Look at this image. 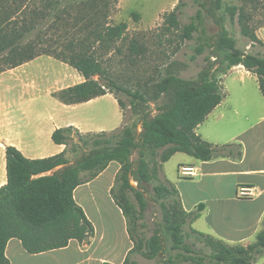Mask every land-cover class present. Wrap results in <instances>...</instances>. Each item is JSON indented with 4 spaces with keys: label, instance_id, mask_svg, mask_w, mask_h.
Masks as SVG:
<instances>
[{
    "label": "trees",
    "instance_id": "trees-1",
    "mask_svg": "<svg viewBox=\"0 0 264 264\" xmlns=\"http://www.w3.org/2000/svg\"><path fill=\"white\" fill-rule=\"evenodd\" d=\"M241 1L227 8L231 20L239 23L242 35L264 46L251 24L253 15L248 5L252 0ZM195 2L199 6L195 16L199 24L203 23L205 9L220 26L219 32L198 45L193 55L202 54L207 45L211 49L207 56L209 63L193 79L169 70L164 72L155 83L152 97L158 101L156 114L145 110L132 123H124L112 132L84 133L73 125L57 128L52 140L65 144L66 148L48 157L29 158L16 146H6L7 182L0 187V264H10L6 247L11 238L20 239L30 254L66 247L72 239L80 245L90 244L94 225L76 202L74 190L98 176L112 161L121 166L115 178V184L120 182L119 192L114 185L111 194L126 218L133 242L122 264H137L131 259L134 252L148 259L161 255L159 264H254L264 253V229L254 242L244 245L228 243L194 228L204 203H199L196 210L187 211L177 187L160 176L163 164L176 152L202 161L242 157L240 143L215 145L196 132L227 96L214 73L217 64L226 63L221 70L223 74L233 66L243 65L257 75L264 95V55L236 46L219 14L223 0ZM114 7V0H43L41 7H32L25 0H0V73L40 55H49L84 76V81L53 93L65 104L86 102L115 90L132 96L134 101L148 102L141 91L133 92L108 77L102 66L103 52L97 49L106 51L124 38L128 29L126 22H110ZM178 14L177 5L165 14L164 27L168 31L182 30V39H191L198 25L192 22L182 27ZM47 27H73L77 35L67 42L54 39L47 43L48 39L44 38ZM78 32L85 34L81 36ZM143 49L137 39L130 41L131 53L138 54ZM116 98L123 109L124 103ZM70 150L82 152L74 162L68 158ZM135 153L137 157L133 158ZM146 185L153 186L152 199L162 211V218L149 238L138 229L149 205ZM129 191L134 193L137 205L130 200Z\"/></svg>",
    "mask_w": 264,
    "mask_h": 264
},
{
    "label": "crops",
    "instance_id": "crops-1",
    "mask_svg": "<svg viewBox=\"0 0 264 264\" xmlns=\"http://www.w3.org/2000/svg\"><path fill=\"white\" fill-rule=\"evenodd\" d=\"M263 30L261 28V35L258 36L264 41ZM60 63L69 72V76L53 78L52 82L45 84L44 89V83L26 80L9 86L20 90L16 100L2 106L0 187L7 182V145L16 146L29 158L48 157L66 148L65 144H57L52 140V133L57 128L73 125L84 133L112 132L124 124L123 109L114 93L77 104H65L55 97L54 92L84 81V76L77 69L62 61ZM238 69L252 74L243 65L233 66L228 72ZM256 80L255 85L246 81H232L230 84L226 81L227 96L206 119L212 118L210 125L202 130L199 129L202 124L196 128L203 139L215 145L240 143L242 157H217L202 161L187 154L189 159L179 163L180 166H194L195 176L206 180L205 188L202 187L205 192L199 197H193L181 189L179 183L182 179L176 183L187 211L196 210L199 203H204L200 217L193 223L194 228L231 244L252 243L264 229V95ZM28 88L36 91L31 92L27 98ZM179 153L182 152H176L170 160ZM120 166L117 161L110 162L98 176L74 190L76 202L94 225L95 233L90 244L80 245L76 239H72L66 247L30 254L20 239L11 238L6 247L10 264H122L133 242L126 218L111 194ZM226 181L228 184H225ZM225 186H229L230 190ZM240 186L248 187L249 194L238 195ZM228 201L242 208L231 210ZM106 212L113 213L118 219L117 231L105 229L100 220L96 219V214L103 218ZM226 221L229 222L228 227L221 224ZM200 223H203L202 226ZM254 264H264V253Z\"/></svg>",
    "mask_w": 264,
    "mask_h": 264
},
{
    "label": "rangeland",
    "instance_id": "rangeland-1",
    "mask_svg": "<svg viewBox=\"0 0 264 264\" xmlns=\"http://www.w3.org/2000/svg\"><path fill=\"white\" fill-rule=\"evenodd\" d=\"M24 1V0H23ZM30 3L32 7H41L43 0H25V3ZM241 0H223V6L219 10V14L224 18V25L229 32L230 37L235 39L236 46L243 51L264 55V46L259 43H253L248 37L242 35L240 26L237 21H232L227 8L231 5L241 4ZM115 7L112 9L110 22L117 24L119 22H126L128 25L127 32L124 38L119 40L115 45L106 51L97 49L102 53L101 63L106 70L107 76L114 80L117 84L123 85L127 89L141 93L148 99V102L142 100H133L132 96L115 90L114 94L121 99L124 103V123H132L137 117L145 110H151L152 115L156 114L157 100L152 99L154 94L155 83L161 78L167 70L178 74L184 78L193 79L198 76V73L209 63L207 56L210 54L211 49L205 45L204 52L193 55L196 53V47L204 44L210 35H215L219 32L220 26L217 22L203 9V23L199 24L198 19L195 17L199 8L195 0H114ZM252 3V4H251ZM248 5V10L253 15L251 20L256 33L259 35L261 23H264V0H252ZM178 5L179 20L181 26L195 23L198 29L193 32L191 39H182V30L168 31L164 27L165 14L172 11ZM138 15V17L136 16ZM44 38L47 43L52 42L54 39L60 42H67L77 35V30L73 27L67 28H46ZM81 36L85 33L78 32ZM63 35V37H60ZM261 35V34H260ZM52 36L53 38H50ZM264 37V30L262 31ZM132 39H137L144 49L141 53H131L129 50V43ZM262 40V39H261ZM263 41V40H262ZM264 42V41H263ZM214 60L213 58H211ZM226 63L217 64L215 75L220 78L224 90L226 91V81L229 84L234 82L246 81L255 85L258 79L257 75L252 73L248 74L243 69L234 70L231 73H222L223 67ZM68 77L69 72L61 65L59 60L53 57L42 55L23 65H20L12 70H8L0 74V118L3 116V105L8 102H13L19 96V88H9L18 81L27 82H42L45 84L52 82L55 77ZM98 76H96L97 78ZM39 90V88L37 89ZM28 94L26 97L31 96V92H35L34 88L27 89ZM132 100L135 104L132 105ZM30 107V106H28ZM29 109V108H27ZM42 110H44L42 108ZM210 120H205L204 124L200 125V130L210 125ZM121 128V127H120ZM119 128V129H120ZM141 130V125H138V131ZM77 139L78 137L75 136ZM81 150L72 151L68 153V158L74 162L81 154ZM135 153L133 158H136ZM189 156L185 153H179L172 158L169 162L165 163L160 172L161 178L170 185L176 186L179 179L181 189L199 197L205 192L204 184L206 180L200 179L198 176L184 177L179 174L180 161L186 162ZM134 182V181H133ZM225 184H228L227 181ZM115 191L118 193L120 182L114 184ZM136 186V182L134 184ZM146 197L149 201L148 208L144 212L138 229L142 232L145 238H149L155 227L156 223L162 218V211L159 203L153 201L152 195L154 193L152 185H146ZM204 186V188H202ZM230 190L229 186H225ZM203 190V191H202ZM228 192V191H225ZM130 200L137 205V200L132 191L128 192ZM228 207L231 210L241 209L242 206L228 201ZM97 220H100L101 225L110 230H116L119 226V221L113 213H104L103 218L95 215ZM211 220V218H209ZM228 221L221 222L225 227H228ZM200 223L199 225L202 226ZM170 248L171 243H167ZM201 245V244H199ZM161 255L154 259H148L142 256L139 252H134L131 259L137 264H159Z\"/></svg>",
    "mask_w": 264,
    "mask_h": 264
},
{
    "label": "built area",
    "instance_id": "built-area-1",
    "mask_svg": "<svg viewBox=\"0 0 264 264\" xmlns=\"http://www.w3.org/2000/svg\"><path fill=\"white\" fill-rule=\"evenodd\" d=\"M179 174L184 177H193L196 175V168L191 165H181L179 167ZM238 195H248L249 194V188L240 186L237 191Z\"/></svg>",
    "mask_w": 264,
    "mask_h": 264
},
{
    "label": "water",
    "instance_id": "water-1",
    "mask_svg": "<svg viewBox=\"0 0 264 264\" xmlns=\"http://www.w3.org/2000/svg\"><path fill=\"white\" fill-rule=\"evenodd\" d=\"M131 183L134 184L133 180H131Z\"/></svg>",
    "mask_w": 264,
    "mask_h": 264
}]
</instances>
